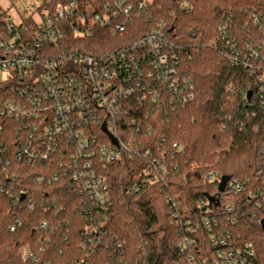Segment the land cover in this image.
<instances>
[{
	"label": "trees",
	"instance_id": "1",
	"mask_svg": "<svg viewBox=\"0 0 264 264\" xmlns=\"http://www.w3.org/2000/svg\"><path fill=\"white\" fill-rule=\"evenodd\" d=\"M139 1L133 0L139 17L126 32L94 26L74 43L104 51L166 20L195 97L176 105L127 99L119 130L125 141L132 137L149 153L99 159L111 198L104 208L65 175L64 166L16 159L19 122L1 114L11 85L0 77V264H191L185 237L213 249L210 235L221 231L252 243L255 264H264V103L247 97L264 65L252 73L232 64L221 31L225 24L242 44L250 33L258 34L252 16L264 11V0H145L147 7L138 10ZM43 3L56 5L42 0L36 10L42 12ZM22 21L30 24L32 15ZM0 23L6 29L2 15ZM96 131L101 141L111 142L102 127ZM224 176L249 182L247 190L221 192ZM250 190L262 194L253 199ZM204 218L217 220L220 228L201 225L198 237L191 234L188 228ZM24 246L33 249V259H23Z\"/></svg>",
	"mask_w": 264,
	"mask_h": 264
},
{
	"label": "built area",
	"instance_id": "2",
	"mask_svg": "<svg viewBox=\"0 0 264 264\" xmlns=\"http://www.w3.org/2000/svg\"><path fill=\"white\" fill-rule=\"evenodd\" d=\"M55 1L53 7L43 3L38 16L33 10L30 24H15L6 18L4 29L0 23V77L11 85V96L3 100L1 114L19 122L14 130L17 160L31 163L42 159L48 165L64 166L65 175L79 181L96 205L106 208L111 198L106 177L98 172L99 159L116 161L149 153L132 137L125 141L119 130L125 124L121 115L127 99L139 96L142 101L186 104L195 97V86L181 70L179 46L166 30L168 21L156 22L120 47L94 51L75 44L73 38L93 33L94 26L126 32L139 17L133 0ZM137 6L140 10L147 3L140 0ZM1 15L5 18L0 6ZM252 22L258 34L250 33L243 44L225 24L221 31L232 64L255 73L264 65V11L254 13ZM256 78L252 95L264 103V75ZM98 127L111 142L101 141ZM247 184L228 181L225 191L244 192ZM249 192L253 199L262 194L260 190ZM212 221H195L189 232L198 237L201 225L220 228L217 220ZM230 235L211 233L213 249L202 240L185 237L188 248L183 251L191 264H255L252 243L231 240ZM34 255L31 247L22 248L23 259Z\"/></svg>",
	"mask_w": 264,
	"mask_h": 264
},
{
	"label": "rangeland",
	"instance_id": "3",
	"mask_svg": "<svg viewBox=\"0 0 264 264\" xmlns=\"http://www.w3.org/2000/svg\"><path fill=\"white\" fill-rule=\"evenodd\" d=\"M42 0H0V6L6 12L5 18L13 20L15 24L22 22L23 16H27L34 10V15L38 16L36 8Z\"/></svg>",
	"mask_w": 264,
	"mask_h": 264
},
{
	"label": "water",
	"instance_id": "4",
	"mask_svg": "<svg viewBox=\"0 0 264 264\" xmlns=\"http://www.w3.org/2000/svg\"><path fill=\"white\" fill-rule=\"evenodd\" d=\"M251 96H252V91H249V92L247 93V97H248L249 100L251 99ZM227 182H228V177H227V176L222 177V179H221V181H220V184H219V190H220L221 192H223V191L225 190V187H226ZM208 199H209V201H210L211 203H212V202H217V201H216V198L213 197V196H209ZM261 225H262V228H263V230H264V219L261 221Z\"/></svg>",
	"mask_w": 264,
	"mask_h": 264
}]
</instances>
